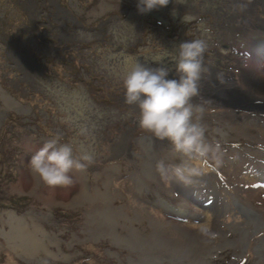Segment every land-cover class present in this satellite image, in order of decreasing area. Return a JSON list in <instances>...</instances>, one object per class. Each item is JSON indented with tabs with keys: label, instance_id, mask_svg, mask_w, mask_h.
<instances>
[{
	"label": "rangeland",
	"instance_id": "rangeland-1",
	"mask_svg": "<svg viewBox=\"0 0 264 264\" xmlns=\"http://www.w3.org/2000/svg\"><path fill=\"white\" fill-rule=\"evenodd\" d=\"M204 1L170 0L141 13L137 0H0V264H264V108L251 116L257 122L248 140L242 123L249 120L230 116L220 100L204 104L221 120L218 136L206 140L221 148L211 167L182 183L162 178L156 163L186 158L164 140L137 137L138 109L122 92L134 63L158 65L151 61L187 39L207 40L203 61L218 54L224 68L216 73L225 78L226 64L257 63L264 41L252 52L247 40L264 34L256 20L249 25L251 13L239 24L232 9L244 13L257 2L264 10V0H223L230 21L215 24V36L196 14ZM258 66L264 76V56ZM230 73L234 80L239 71ZM53 138L69 143L74 156L93 157L86 169L70 170V184L50 186L28 163ZM47 192L59 204L49 205ZM205 225L216 239L202 235ZM240 234L246 244L230 249Z\"/></svg>",
	"mask_w": 264,
	"mask_h": 264
},
{
	"label": "clouds",
	"instance_id": "clouds-1",
	"mask_svg": "<svg viewBox=\"0 0 264 264\" xmlns=\"http://www.w3.org/2000/svg\"><path fill=\"white\" fill-rule=\"evenodd\" d=\"M169 2L170 0H137V10L146 13L165 7ZM55 43H58L57 39ZM207 47V40L204 38L183 40L176 45L175 56L170 58L173 67L163 63L165 58L169 59V57L162 53L153 61L159 66L149 67L136 62L124 76V90H122L124 99L127 104H135L138 109V123L141 130L136 129L139 134L137 137L149 136L164 140L173 151L186 158L175 165H169L163 159L157 161L156 170L162 178L169 177L188 183L193 176L211 167L210 156L220 151L221 146L218 142L215 144L207 142L205 127L197 122L194 115V110H203L202 106L192 102L193 97L199 96L200 93L199 82L205 71L203 58ZM55 48H58L56 44ZM262 48L264 44L260 45L258 50V55L261 57ZM241 61L246 66L249 65L244 60ZM85 64L86 62L83 63L84 66ZM170 72L174 74L170 76ZM261 110L253 108L247 115L258 114L259 117L262 114L259 112ZM212 120V118L209 120L207 115V121L204 119V122L208 125ZM92 159V155L87 152L74 156L73 148L69 143H59L53 138L45 140L28 163L32 171L46 184L59 186L70 184L72 182L70 170H84ZM216 162L219 163V160ZM200 231L208 239L214 240L217 237V233L207 225Z\"/></svg>",
	"mask_w": 264,
	"mask_h": 264
},
{
	"label": "bare ground",
	"instance_id": "bare-ground-1",
	"mask_svg": "<svg viewBox=\"0 0 264 264\" xmlns=\"http://www.w3.org/2000/svg\"><path fill=\"white\" fill-rule=\"evenodd\" d=\"M258 20H261L264 22V19L258 17ZM264 24V23H263ZM260 45V44H259ZM256 43L253 44V47L251 49L252 52H255L257 48L259 47ZM255 49V50H254ZM262 56H264V48L261 50ZM244 56H249V54H245ZM261 58L260 55L255 56V60L257 61L256 64H249L248 65V70L243 72V75L245 77V82L244 84H238L234 88H232L233 82H231L230 79L225 78L223 74H215L211 77H209L207 80L204 81L205 87H204V93H209L210 95L208 98H203L201 97V102L200 105L203 106L204 104H207L208 106H213L214 105V100H220L222 104L225 107L230 108L229 115L236 118V119H243V120H249V123H242L243 126V135L249 140V134L251 133L250 130L248 129V126H250L253 122H257V119L254 120L251 116H248V112L250 110L254 109H263L264 108V103H259L262 101L261 99L262 96L260 95V89L264 90V76L260 72V67L258 66V59ZM10 99V98H9ZM11 100V99H10ZM12 101V100H11ZM203 109V107H202ZM198 116H197V122L200 123L205 127V135L217 137L219 134V127L216 128V124H218L219 120L216 118H213L212 121L209 122L208 125L204 122V119L207 117L206 111L203 109L202 111H195ZM208 115H209V120L211 119V116L217 115L215 114L214 110H208ZM221 122V121H220ZM156 140V139H153ZM253 142H249L251 145ZM126 151V150H125ZM83 173V172H82ZM84 174V173H83ZM201 179H206L205 177H201ZM84 181H86V178H83ZM157 185H161V182H157ZM201 189V188H200ZM42 197L47 201L49 205H56L59 204L56 201V196L51 195V193H41ZM77 196L71 197V198H77ZM210 202L212 204L215 203V199L211 198ZM205 205L210 206V203L208 200H206ZM244 211L248 212L249 214H256L261 216V213H258L253 209L251 206H242ZM58 210H64V209H58ZM59 213V212H58ZM60 214V213H59ZM19 216L15 211H12V218H18ZM18 220V219H17ZM263 221V220H262ZM254 229H258V225L255 226ZM247 235H238V236H232L231 240L228 242L229 243V248H233L236 243L240 244H246L247 242ZM264 243H261V246H263ZM260 246V244H259ZM264 248V246H263ZM259 250V255L260 258L264 261V249ZM227 248L224 247V251ZM142 261L144 262H153V260L148 259V257L143 258ZM140 264L142 262L139 260ZM236 261L234 260L232 263H235ZM216 263L218 264L219 262L216 260ZM220 264V263H219ZM223 264V262H221Z\"/></svg>",
	"mask_w": 264,
	"mask_h": 264
},
{
	"label": "flooded vegetation",
	"instance_id": "flooded-vegetation-1",
	"mask_svg": "<svg viewBox=\"0 0 264 264\" xmlns=\"http://www.w3.org/2000/svg\"><path fill=\"white\" fill-rule=\"evenodd\" d=\"M256 4L257 2L254 4V5H251V6H243L241 8V10L244 12V13H239L237 12L235 9H232L234 13H236L237 16H239V19H238V23H242L244 21V19H247V13H251L252 15V24L249 22V25H251L253 27V22L255 21V26L259 28V33H263L264 34V22H262L261 20H258V17L264 19V10H258L257 7H256ZM194 5V4H193ZM202 10L201 11H197L196 14H198L199 16L201 15H204V17H207L209 20H207L210 24V34L215 36L217 34V30L215 29L214 30V27H215V24L217 25L218 23H221V22H229L230 21V13L228 11V7L226 6V3L225 1L223 0H206L203 2V4L199 5ZM196 7V6H195ZM197 8V7H196ZM263 16V17H262ZM249 21V20H248ZM248 25V26H249ZM246 27L247 31H252V29H257V28H250V27ZM220 33V32H218ZM183 40V38H181ZM264 38L258 40L256 38H251V39H248L247 42L249 44H258L260 41H263ZM232 55L233 53L230 52L229 55ZM236 54H241L240 51H237ZM175 54H171L169 55V59H167V63H164L166 66H169V67H173V65L171 64V61H170V58L174 57ZM209 56V53H205L204 55V59L207 60V57ZM215 56H218V54L216 53H212L210 55V58L212 59V62H208L206 60L203 61L204 63V66H205V71L202 75V79H201V83L204 85L205 87V83L204 81L207 80L209 77L217 74L216 71L217 70H220L222 68H224V64L222 63L221 59L219 58H216ZM151 63H153L151 61ZM238 63H240V66H232V67H229L227 64H226V69H225V73H227L226 75V78L228 79H232V74L230 73L232 69H234L236 72L239 71V74L237 75V77L234 79V80H231V82H233L234 84V87L237 86L239 84V82H245V77L241 74V69L244 70V71H247L248 70V66H246L242 61H239ZM156 66H159V65H154L152 67H156ZM241 67V69H240ZM174 73L170 72L169 75L172 76ZM200 87V95L201 96H197V97H203V98H208L209 97V93H204V90H202L201 88V85H199ZM204 89V88H203ZM262 91L260 90V93Z\"/></svg>",
	"mask_w": 264,
	"mask_h": 264
},
{
	"label": "trees",
	"instance_id": "trees-1",
	"mask_svg": "<svg viewBox=\"0 0 264 264\" xmlns=\"http://www.w3.org/2000/svg\"><path fill=\"white\" fill-rule=\"evenodd\" d=\"M62 29H64V27L62 26ZM56 45L58 44V43H55Z\"/></svg>",
	"mask_w": 264,
	"mask_h": 264
}]
</instances>
